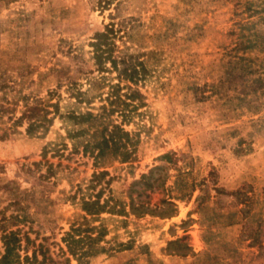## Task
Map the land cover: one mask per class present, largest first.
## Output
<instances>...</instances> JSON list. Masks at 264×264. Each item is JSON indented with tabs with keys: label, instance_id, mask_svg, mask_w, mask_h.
Listing matches in <instances>:
<instances>
[{
	"label": "rangeland",
	"instance_id": "rangeland-1",
	"mask_svg": "<svg viewBox=\"0 0 264 264\" xmlns=\"http://www.w3.org/2000/svg\"><path fill=\"white\" fill-rule=\"evenodd\" d=\"M98 3L0 0V264H264V0Z\"/></svg>",
	"mask_w": 264,
	"mask_h": 264
},
{
	"label": "trees",
	"instance_id": "trees-1",
	"mask_svg": "<svg viewBox=\"0 0 264 264\" xmlns=\"http://www.w3.org/2000/svg\"><path fill=\"white\" fill-rule=\"evenodd\" d=\"M114 0H99L98 5L102 9H107L111 6ZM113 35H115L113 25L105 27V31L101 33H96L92 47L94 49V59L97 63L99 70H105L107 67L106 63H109L113 70L119 71V77L128 80L129 82H136V75L138 73L136 67L132 68H122L119 69L117 60L113 57V50L111 48V42ZM130 88V87H129ZM117 132L122 136L127 137L128 133L123 131L121 128L116 127ZM116 131V130H115ZM103 144L106 146V149L110 148L117 154L119 152L122 157V161H127L132 152L129 151L125 143H121L120 139L116 137V134H110L109 137H106L103 141ZM103 151V149H102ZM176 242V241H175ZM7 243L5 254L2 256L1 260L3 262H8L10 256L12 255L13 249L8 246ZM172 244V243H171ZM26 259H28L26 257Z\"/></svg>",
	"mask_w": 264,
	"mask_h": 264
},
{
	"label": "crops",
	"instance_id": "crops-1",
	"mask_svg": "<svg viewBox=\"0 0 264 264\" xmlns=\"http://www.w3.org/2000/svg\"><path fill=\"white\" fill-rule=\"evenodd\" d=\"M178 240V239H176ZM175 240V241H176ZM174 242V241H168L167 243V249H163L162 247H156V246H153V249L150 248V250L153 252V264H156V263H159V264H163L164 261H168L170 258H172L173 256H176V257H181V258H186L189 254L188 253H183V254H176V253H172L169 250V246L170 244ZM191 263H194V264H199V262H201V264H206L204 263L205 261L208 262V264H222L223 260L222 259H219L218 257L216 256H211L209 254H206V252L204 253H195V252H191Z\"/></svg>",
	"mask_w": 264,
	"mask_h": 264
}]
</instances>
